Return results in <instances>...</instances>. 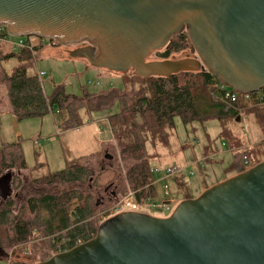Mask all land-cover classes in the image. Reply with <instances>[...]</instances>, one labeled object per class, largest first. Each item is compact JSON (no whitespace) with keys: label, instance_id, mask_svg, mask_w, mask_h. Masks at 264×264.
I'll return each instance as SVG.
<instances>
[{"label":"water","instance_id":"water-1","mask_svg":"<svg viewBox=\"0 0 264 264\" xmlns=\"http://www.w3.org/2000/svg\"><path fill=\"white\" fill-rule=\"evenodd\" d=\"M0 26L15 37L84 44L69 56L96 69L143 79L204 69L241 95L264 90V0H0ZM183 32L197 56L151 59ZM12 181L10 172L0 177L3 202ZM111 217L93 239L38 264H264V161L167 218ZM7 256L0 247V260Z\"/></svg>","mask_w":264,"mask_h":264},{"label":"trees","instance_id":"trees-1","mask_svg":"<svg viewBox=\"0 0 264 264\" xmlns=\"http://www.w3.org/2000/svg\"><path fill=\"white\" fill-rule=\"evenodd\" d=\"M192 48L186 32L175 36L170 43L157 52L160 60ZM18 58L30 62L33 57L28 50L17 52L9 44L0 41V112L8 106L9 112L17 121L42 119L50 114H64L65 130L83 125L80 112L88 114L107 112L116 108L115 113L106 117L113 129V138L120 148V157L139 163L132 166L122 184L123 197L135 194L137 201L155 199V173L147 163L146 136L151 141L167 145L169 132L175 126V118L192 123L197 120L213 118H237L247 102L257 105V111L264 113V90L248 97L237 93L238 101L226 111L227 103L222 100L221 83L206 70L197 73H182L170 78L135 76L123 77V89L111 88L106 91L89 92L83 89L81 95L68 93L62 87L54 88L47 95L44 82L38 73H33L27 65L17 67L9 73L5 61ZM7 91L8 104L3 99L2 88ZM260 98H263L261 100ZM64 156L67 150L63 148ZM238 165L234 174L248 170L249 162L244 152L237 154ZM240 162V163H239ZM27 169L22 144H2L0 148V177L11 171ZM93 176L87 167L71 165L56 173H48L39 182L47 185L85 183ZM114 174L110 171L100 173L95 181L98 187L112 184ZM19 184V181H15ZM77 201L71 210L70 204ZM12 198L0 202V247L44 245L51 256L62 253L85 243L96 236L93 224L94 213L90 199H85L79 191H66L58 195H43L27 200L17 212ZM106 209L112 210L108 206ZM111 215L108 214V218ZM25 256V254H23ZM51 256L49 258H51ZM48 258V259H49ZM47 259V260H48ZM14 264H31L30 259L19 258Z\"/></svg>","mask_w":264,"mask_h":264},{"label":"rangeland","instance_id":"rangeland-1","mask_svg":"<svg viewBox=\"0 0 264 264\" xmlns=\"http://www.w3.org/2000/svg\"><path fill=\"white\" fill-rule=\"evenodd\" d=\"M13 39L16 41L19 37ZM71 50L72 47L62 48L45 41L44 50L31 52L33 59L30 62H21L16 57L7 59L4 65L9 73L21 65H27L33 73H44L41 80L48 96L56 87L77 95H81L83 89L91 93L111 88L123 89V77L132 75L131 72L120 74L96 69L85 60L71 59L68 53ZM159 51L153 52L151 59H159ZM185 53L197 56L194 48ZM180 54L173 56L179 57ZM89 82L92 84L89 85ZM98 82L100 86H97ZM2 95L8 104L4 87ZM247 104L248 107L242 108L237 118H206L187 124L180 117L175 118L174 128L168 131L167 145L153 143L146 136L147 163L151 169L159 171L154 179L161 199H166L163 195L165 190L169 191L170 199L183 198L189 193L192 197L200 196L203 189L230 176L234 171L233 167L238 165L239 152L245 153L250 168L264 161V113L257 111L259 109L255 108L257 105L253 102ZM116 111L113 108L91 115L83 110L80 112L83 125L65 130L64 114L55 112L42 119L17 121L9 112L8 106L3 107L0 112V148L2 144L20 142L27 166L19 174L18 171L10 172L19 181V184L14 181L11 186L14 209L18 212L32 197L79 191L85 199L91 201L93 224L98 231L108 219V214L111 215L107 206L113 208L124 200L122 184L126 174L132 166L139 163L132 159L124 161L120 157V148L113 138V127L106 121V117ZM17 132L21 134L18 136ZM63 148L67 150L65 156ZM66 163L87 167L93 173L92 178L85 183L51 186L39 182L40 178H47L48 173L63 169ZM167 168H174V174L170 177H164L161 172ZM106 171L114 174L112 184L98 187L95 179ZM17 193L19 198L15 197ZM113 193H116V198L112 196ZM155 200L156 198L153 199L154 203L158 204ZM0 202L2 204L1 200ZM76 203L74 201L69 208L72 210ZM139 210L148 214L156 209L151 211L140 207ZM6 251L8 256L2 258L0 264H14L13 260L23 258V254L30 259L29 262L38 264L52 255L44 245L38 244L26 249L14 246Z\"/></svg>","mask_w":264,"mask_h":264},{"label":"built area","instance_id":"built-area-1","mask_svg":"<svg viewBox=\"0 0 264 264\" xmlns=\"http://www.w3.org/2000/svg\"><path fill=\"white\" fill-rule=\"evenodd\" d=\"M14 37L15 36H12L8 33L5 26H0V41L9 44L15 50H28L30 52H36V50H39L38 48H45V41L49 42V40L47 39H42V38H38L35 36L19 37V39L16 41L13 39ZM52 45L56 46L54 44ZM44 76H45L44 73L39 74V77L41 79ZM88 84L91 85L92 83L89 82ZM97 86H100L99 82L97 83ZM220 90L223 92L221 99L226 101L227 103L226 111L229 110L230 108H233L234 105L238 101L237 93L224 84H221ZM249 95H246V96L248 97ZM260 99L263 100V98H260ZM161 172L163 173L164 177H170L171 175L174 174V168H167V170H163ZM152 173L158 174L159 171L152 170ZM164 196L166 198L170 196V193L168 190L164 192ZM133 199H135V201H133ZM140 207H142L143 209L153 210L155 208L165 209L166 205L164 202H160L156 204L154 203L153 199H150V198H148L147 200L137 201V199L135 198V194L130 193L127 197L124 198V200L120 204L113 206L110 212L112 215L116 212L125 211V210L140 211L139 210Z\"/></svg>","mask_w":264,"mask_h":264},{"label":"crops","instance_id":"crops-1","mask_svg":"<svg viewBox=\"0 0 264 264\" xmlns=\"http://www.w3.org/2000/svg\"><path fill=\"white\" fill-rule=\"evenodd\" d=\"M39 50H44L45 48H38ZM20 131V130H19ZM21 133L20 132H17V135L19 136ZM108 157V156H107ZM237 174H234V173H231L230 176L228 178H225V179H222L221 181L219 182H215L213 183L212 185H210L209 187H206L205 189H203L201 192L203 193L205 190H207L208 188L216 185V184H219L221 182H223L224 180H227L229 178H232L234 176H236ZM57 185V184H56ZM166 191V190H165ZM164 191V192H165ZM200 193V195L202 194ZM164 195V193H163ZM165 197V196H164ZM166 198V197H165ZM197 198L196 197H192L191 196V193L187 194L185 197L183 198H177V199H173L171 198L170 199V196L167 197L166 199H161L160 196L157 194V197H156V202H164L165 205H166V208L165 209H159V208H155L156 210L152 211V212H148V214L150 215H153V216H156V217H159V218H167L171 215V213L176 209V207L178 206L179 203H181L182 201L184 200H187V199H195Z\"/></svg>","mask_w":264,"mask_h":264},{"label":"flooded vegetation","instance_id":"flooded-vegetation-1","mask_svg":"<svg viewBox=\"0 0 264 264\" xmlns=\"http://www.w3.org/2000/svg\"><path fill=\"white\" fill-rule=\"evenodd\" d=\"M49 43H50L51 45L54 44V45H56V46H58V47H62V48H63V47H69V48L72 47V50L75 49V48L83 47V46H84V44L76 45V46H61V45H59L58 43H56L55 41H49ZM69 50H70V49H69ZM259 92H260V91H259ZM107 158L110 159L109 156H108ZM19 172H20V171H18V174H19ZM15 178H16V177L13 176V181H12L11 186L13 185L14 181L17 180V178H16V180H15ZM73 184H75V183H73ZM49 186H51V185H49ZM11 189H12V188H11ZM11 192H12V191H11ZM105 192H107V191H105ZM112 196H115V198H116V193H113ZM11 197H12V193H11ZM11 197H10V198H11ZM15 197H16V198H19V193H17V194L15 195ZM0 199H1V198H0ZM1 201H2V200H1ZM110 202H111V199H110ZM108 204H110V203H108ZM108 206H109V205H108ZM108 206H107V207H108ZM109 212H110V210H109ZM110 213H111V212H110ZM110 217H111V216H110ZM111 218H112V217H111ZM18 258H19V257H18ZM23 258H25V256H23ZM14 260H15V259H14ZM45 261H46V260H45ZM31 264H33V263H31Z\"/></svg>","mask_w":264,"mask_h":264}]
</instances>
